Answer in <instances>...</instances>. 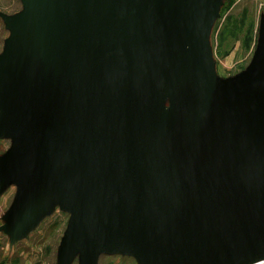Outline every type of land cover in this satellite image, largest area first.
<instances>
[{
  "label": "water",
  "instance_id": "water-1",
  "mask_svg": "<svg viewBox=\"0 0 264 264\" xmlns=\"http://www.w3.org/2000/svg\"><path fill=\"white\" fill-rule=\"evenodd\" d=\"M0 13V232L68 213L56 264L264 261V17L222 78L224 0H20Z\"/></svg>",
  "mask_w": 264,
  "mask_h": 264
},
{
  "label": "rangeland",
  "instance_id": "rangeland-1",
  "mask_svg": "<svg viewBox=\"0 0 264 264\" xmlns=\"http://www.w3.org/2000/svg\"><path fill=\"white\" fill-rule=\"evenodd\" d=\"M20 0H0V13L20 11ZM264 17V0H224L220 15L210 31V46L216 73L226 78L242 71L255 50L260 18ZM9 30L0 17V52ZM10 145V139L0 138V154ZM15 187L10 186L0 200V219L11 202ZM68 213L58 208L29 234L10 248L8 237L0 232V258L13 264H56L57 247L65 230ZM72 264H77L75 260ZM98 264H137L131 256L102 254Z\"/></svg>",
  "mask_w": 264,
  "mask_h": 264
},
{
  "label": "crops",
  "instance_id": "crops-1",
  "mask_svg": "<svg viewBox=\"0 0 264 264\" xmlns=\"http://www.w3.org/2000/svg\"><path fill=\"white\" fill-rule=\"evenodd\" d=\"M5 193V192H4ZM3 193V194H4ZM3 194L2 195H0V200H3L4 199V197H3ZM3 198V199H2ZM12 201V200H11ZM11 203V202H10ZM10 203L8 204V206L10 205ZM8 206H7V208H8ZM7 208H6V210H7ZM3 223V220H1L0 219V225ZM3 236H0V239L2 238ZM13 247V246H12ZM11 248V247H10ZM12 249V248H11ZM1 256V255H0ZM0 264H13V263H11L10 262V260H7V258H5V256H4V258H0Z\"/></svg>",
  "mask_w": 264,
  "mask_h": 264
},
{
  "label": "built area",
  "instance_id": "built-area-1",
  "mask_svg": "<svg viewBox=\"0 0 264 264\" xmlns=\"http://www.w3.org/2000/svg\"><path fill=\"white\" fill-rule=\"evenodd\" d=\"M257 264V263H256ZM259 264H264V261L263 262H260Z\"/></svg>",
  "mask_w": 264,
  "mask_h": 264
},
{
  "label": "bare ground",
  "instance_id": "bare-ground-1",
  "mask_svg": "<svg viewBox=\"0 0 264 264\" xmlns=\"http://www.w3.org/2000/svg\"><path fill=\"white\" fill-rule=\"evenodd\" d=\"M257 264H259V263H257Z\"/></svg>",
  "mask_w": 264,
  "mask_h": 264
}]
</instances>
